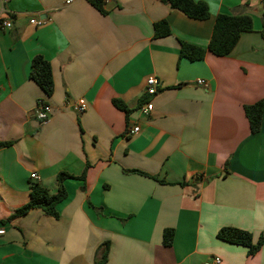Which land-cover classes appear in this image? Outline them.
<instances>
[{"label":"crops","instance_id":"0c3cea01","mask_svg":"<svg viewBox=\"0 0 264 264\" xmlns=\"http://www.w3.org/2000/svg\"><path fill=\"white\" fill-rule=\"evenodd\" d=\"M202 1L206 20L161 0H103L104 13L88 0L3 5L12 28L0 31V142L10 143L0 147V264H94L105 241L106 264H264V242L250 256L216 237L224 227L249 232L254 245L264 237V112L254 134L244 112L264 99V0ZM218 14L253 21L225 56L207 48ZM160 21L170 32L154 38ZM183 44L204 57H182ZM36 56L51 67L49 97L29 78ZM148 100L144 116L138 109ZM80 101L87 108L79 114ZM39 102L51 108L44 123ZM132 125L140 132L129 136ZM86 165L84 181L64 182L58 218L31 210L6 222L33 183L55 193L58 173L78 177Z\"/></svg>","mask_w":264,"mask_h":264},{"label":"trees","instance_id":"16d2710c","mask_svg":"<svg viewBox=\"0 0 264 264\" xmlns=\"http://www.w3.org/2000/svg\"><path fill=\"white\" fill-rule=\"evenodd\" d=\"M89 3L100 13H104L102 9L103 0H88ZM171 9H176L182 12L185 16L193 20H206L209 18V8L205 1L202 0H161ZM262 32L264 30V5L262 10ZM253 29L252 18L248 15L230 16L218 14L215 17L212 33L208 42V51L215 56H225L229 54L240 35L244 32H250ZM169 28L165 21L157 22L153 25V37L162 38L169 34ZM180 55L190 61L201 60L204 57L202 49L181 45ZM29 78L33 80L46 96H51L53 93V79L49 63L40 56H36L31 60ZM143 102V101H142ZM141 102V103H142ZM113 105L124 112L127 107L118 100H113ZM140 103L139 106L143 105ZM245 116L249 123L250 132L257 133L260 129L261 118L264 112V99L244 107ZM10 145L8 142H0V147ZM88 165L85 166L80 176H73L65 172H60L56 175V191L50 193L44 186L33 183L30 186L29 200L22 207L18 208L15 213L10 216L6 222L25 216L31 210H39L44 215L58 218L56 206L67 198V192L64 187L66 180L84 181ZM216 237L224 242L240 245L248 248V255H254L262 243L264 237L259 238L257 243L252 244V236L249 232L232 227H224L218 230ZM173 238V230L166 229L163 231L162 240L164 246H170ZM109 243L107 241L100 244L97 248L94 258V264H106L108 259Z\"/></svg>","mask_w":264,"mask_h":264},{"label":"built area","instance_id":"2783aa9c","mask_svg":"<svg viewBox=\"0 0 264 264\" xmlns=\"http://www.w3.org/2000/svg\"><path fill=\"white\" fill-rule=\"evenodd\" d=\"M9 0H0V31H4V30H10L12 28V20L10 17H2L1 14L4 12L3 10V5L6 4ZM104 1H108V0H104ZM67 3H70L67 2ZM29 23L31 25L34 26H42L44 24V21L40 20V19H36V18H32ZM196 84L200 87L206 88L207 87V83L204 80H197ZM146 88H145V94L148 97H152L154 95H156L157 93V80L154 77H149L146 80ZM152 103L151 101H146L143 105H141L138 109V111L144 115L147 116L151 110H152ZM87 108V105L84 101H80L79 103H77L76 105L73 106V109L75 112L77 113H83ZM50 106L44 102H39L38 103V108L36 110L35 113V117L36 119L41 122L44 123L48 120L49 115H50ZM140 132V128L138 125H132L128 131V135L129 136H134L136 134H138ZM31 179L37 180L39 177L37 176L36 173H32L30 175ZM3 231L0 230V234H2ZM220 260L219 258H214L213 260H209L207 262H205L204 264H219Z\"/></svg>","mask_w":264,"mask_h":264},{"label":"rangeland","instance_id":"374dc122","mask_svg":"<svg viewBox=\"0 0 264 264\" xmlns=\"http://www.w3.org/2000/svg\"><path fill=\"white\" fill-rule=\"evenodd\" d=\"M34 236H36V233H35V231H34Z\"/></svg>","mask_w":264,"mask_h":264}]
</instances>
